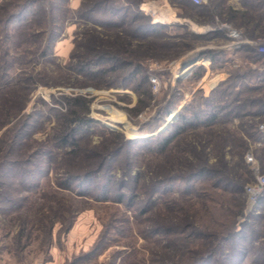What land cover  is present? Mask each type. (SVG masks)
<instances>
[{
  "label": "rangeland",
  "instance_id": "374dc122",
  "mask_svg": "<svg viewBox=\"0 0 264 264\" xmlns=\"http://www.w3.org/2000/svg\"><path fill=\"white\" fill-rule=\"evenodd\" d=\"M3 1L0 0V4ZM92 1L67 0L66 5L74 12L82 3L86 6ZM129 1L152 22L159 23L158 20L166 16L169 23L164 31L167 34L150 40L133 38L126 27L114 30L91 20L85 23L70 12L53 43L50 59L31 58L36 47L34 42L19 40V44L13 45L7 41L2 23L6 12L0 11V71L7 64L2 46L10 48L12 58L23 59L22 63H14L11 77L5 82L6 91L0 93V141L8 138L7 131L19 118L44 109L42 100L52 109L66 111L68 105L63 97L77 95L90 100L92 118L133 140L165 132L171 122L178 120L189 101L194 98L199 105L203 102L201 97L208 98L213 92L219 96L223 91L220 97L227 98L223 101L227 106L225 111L231 110L233 115L239 113L240 116L223 119L212 128L189 129L166 153L137 152V146L122 153L115 174L120 176L124 172L122 164L128 155V159H132V173L140 175L132 206L114 199L98 200L97 189L94 194L81 195L77 190L62 188L59 182L67 165L66 157L60 154L55 169L45 180L36 182V187L28 188L16 182L18 188H10V201L0 199V264H190L189 260L200 252L198 244L206 239L199 235L188 236L194 228L209 235L233 233L237 238L234 242L243 241L240 248L246 247L248 251L242 263L264 264L261 261H264V198L252 204L245 192V185L255 180L257 172L264 174V141L256 130L264 121V61L246 64L245 54L239 52L241 47H229L233 39L224 29L226 24L239 29L248 40L264 39V0H203L197 10L185 8V0ZM41 28L39 26L38 30ZM190 33L205 37L192 39ZM90 45L117 50L129 59L140 61L148 75L150 97L141 103V97L130 87H96L93 85L96 82L90 80L77 83L69 75L68 65L73 55L85 53L86 46ZM210 50L218 51L215 55L219 58L214 60L212 53L207 52ZM200 51H204L203 55L196 56ZM194 56L196 60L183 68V63ZM22 74L36 75L39 82L31 83L32 88L25 91L18 84L23 81ZM151 74L159 79L158 89L150 81ZM231 81L236 86H232ZM248 85L259 87L250 90ZM24 95L27 99L25 103L21 100L25 104L23 109L20 112L16 109L15 114L6 118L1 110L12 107L8 98H24ZM167 101L171 109L163 125L155 132L140 128L157 110L168 105ZM53 126L54 121H46L43 128L34 131L32 138L47 140L54 134ZM101 140V136L95 134L90 144L98 145ZM48 142V146H53L50 139ZM37 147L34 145L28 150L34 151ZM105 148H99L101 153L108 150ZM182 153L194 159L195 155L206 156L208 165L220 168L225 175L197 182L198 187L201 185L198 194L180 191L156 194L155 203L148 210L143 208L155 180L177 171L176 157L180 158ZM249 155L253 157L251 162L247 160ZM7 159L1 142L0 174L6 175H0V195L9 188L3 187L2 181L14 184L18 180L11 181L10 175L20 174L21 170L32 166L21 161L10 167ZM225 176L242 183L244 190L234 192L226 183H219L226 180ZM70 221L72 225L67 229ZM243 233H248V239H242ZM99 240L102 248L97 252ZM234 242L232 247H225L224 253L218 251L219 259L223 254H233ZM260 254L263 258H256Z\"/></svg>",
  "mask_w": 264,
  "mask_h": 264
},
{
  "label": "trees",
  "instance_id": "16d2710c",
  "mask_svg": "<svg viewBox=\"0 0 264 264\" xmlns=\"http://www.w3.org/2000/svg\"><path fill=\"white\" fill-rule=\"evenodd\" d=\"M66 3L67 0H4L3 4H0V11L6 12L5 17H2V23L6 30V40H10L13 45L19 44V40L27 41V43L34 42L36 47L32 50L31 58L33 60L40 58L50 59L48 56L53 52V43L63 30L64 21L70 17V12H72ZM183 4L185 8L191 10H197L201 5L195 4L191 0H185ZM134 8V5L129 0H93L86 6L82 3L80 8L72 13L77 14L85 23L91 20L92 23L108 29L119 30L126 27V32L131 37L142 40L154 39L166 33L164 31L168 27L166 23L152 22L147 14ZM39 26L42 27L41 30H38ZM14 33H17L16 37ZM204 37L190 33V38L192 39ZM42 41H44L43 45L39 46ZM2 50L3 56L7 57V64L0 71V93L6 91L5 82L9 81L11 77V69L14 67V63L17 61L23 62V59L19 61L20 59L18 58H12L9 47L2 46ZM116 51L99 49L92 45L86 46L85 53L78 54L75 57L74 55L72 56L68 65V73L80 84L90 80L96 82V84L93 83L96 87H130L141 97V103H144V99L150 97V83L145 67L137 59H129L120 51ZM240 51L245 54L246 64L264 61V54L260 53L253 45L243 44L239 49ZM207 52L212 53L214 60L219 58L218 55H215L219 53L218 51L210 50ZM203 53L204 51H200L196 56L200 57ZM196 56L191 61L183 63V68L195 61ZM240 77L242 78V75ZM22 78L23 81L20 80L18 84L25 91L30 89L31 83L39 82L36 75L27 74L25 76L22 74ZM97 81L99 82L98 84ZM230 84L236 86L232 81ZM258 87V85H248L250 90H257ZM239 92L238 89L237 93ZM215 93L213 92L208 98L201 97L203 102L199 105L196 104V99L194 98V101H189L182 108L178 120L171 122L165 132H159L152 137L134 140L125 138L122 133L109 129L100 120L92 118L89 115L88 103L90 100L84 96L63 97L68 105L66 111L52 109L42 100L45 106L44 109H36L30 116H26L23 119L19 118L7 131L8 138L0 141V143H3V150H5L9 158L7 163H9L10 167L19 165L21 161L32 165L24 171L21 170L20 174L15 172L10 175L11 181L18 180L14 181V184L2 181V186L9 188L5 189L7 191L0 195V199L1 201H10V188H16V182L21 183L20 186L36 187V182L49 177V173L53 168L55 169V162L60 160L59 155L61 154V156L66 157L65 163L67 165V171L63 175L62 181L59 182L62 188L72 191L77 190L81 195L94 194V190L96 191L97 189L96 197L98 200L114 199L132 206L139 187L140 175L132 173L131 166L133 164L130 161L132 159H128L130 158L128 155H126L127 158L123 160L124 163L122 164L124 165V172L120 176L115 174V166L121 160L120 156L122 153H126V150H130L135 146L139 148L137 152L142 150L166 153L177 139L189 129L199 127L212 128L223 119L240 116L239 113H234L233 115L231 110L225 111L227 106L223 101L224 99L227 100V98L220 97L223 91H220L219 96L215 95ZM25 99H27L25 95L24 98H8L12 107L5 109L4 112L1 110V113L8 118L16 113V109L20 112L25 105ZM14 103H16V106H14ZM167 104L162 109L157 110L156 114L150 119L142 123L140 128H148L151 132L158 130L163 125L165 116L170 113V101H167ZM262 105H264V102ZM222 111H225L224 114H222ZM48 120L54 121V134L43 141L35 137L32 138L34 131L43 128L44 123ZM256 128L258 137L264 141V135L260 132L259 127ZM95 134H99L102 139L98 145L90 144L92 136ZM109 136L113 139L110 140ZM49 139L53 142V146L47 145L49 144ZM34 145L38 146L39 149L37 147L34 151H29L28 149L33 148ZM100 147H106L104 150H108L105 153H101ZM201 155H195V159L193 157L188 158L184 153L180 155V158L176 157L178 163L175 168L177 171L165 178L155 180L152 191L142 207H146L145 209L148 210L155 203L156 194H172L175 191L185 194H198L201 185L198 187L196 185L197 182L208 181L223 174L220 168L210 167L207 163V157ZM184 165L187 166L184 167ZM183 171H187L186 174H182L181 172ZM0 175L4 177L6 173L4 175L1 173ZM225 178L226 180H220L219 183H226V187H231L230 189L234 192L244 190L242 183L226 176ZM17 205V203H14V206ZM71 222L68 224L67 229L72 225ZM192 235H199L206 239L198 244L200 252L197 253L196 258H192V261L189 260L190 264H217L221 261L222 264L226 262L243 264V260L247 257L248 251H246V247L240 248L241 245H239H244L243 241L236 240L234 242L237 238H235L233 233L224 236L221 233L209 235L194 228L188 234V236ZM241 236L243 240L248 239V233H243ZM188 240L191 241V239ZM233 242L235 243L233 254L228 256L223 254L222 259H219L220 252L218 251L222 252L227 246L232 247ZM101 248L102 243L99 240L97 242V252ZM259 257L263 258L261 254L256 258ZM261 261L264 262L263 260ZM257 263L258 261H251L250 264ZM68 264L75 263L69 262ZM173 264L179 263L175 262Z\"/></svg>",
  "mask_w": 264,
  "mask_h": 264
},
{
  "label": "built area",
  "instance_id": "2783aa9c",
  "mask_svg": "<svg viewBox=\"0 0 264 264\" xmlns=\"http://www.w3.org/2000/svg\"><path fill=\"white\" fill-rule=\"evenodd\" d=\"M195 4H202L203 0H191ZM224 29L228 37L233 40L232 44L229 45L232 49H238L243 44L249 43L257 48V50L264 54V39L248 40L242 34L239 29L230 27L229 25H224ZM150 81L156 84V89L159 87V79L155 75L151 74ZM260 132L264 135V121L259 125ZM248 162L253 161L251 155L247 156ZM245 192L248 196L250 203L255 204L264 198V174L257 172L255 180L247 185H245Z\"/></svg>",
  "mask_w": 264,
  "mask_h": 264
},
{
  "label": "bare ground",
  "instance_id": "6f19581e",
  "mask_svg": "<svg viewBox=\"0 0 264 264\" xmlns=\"http://www.w3.org/2000/svg\"><path fill=\"white\" fill-rule=\"evenodd\" d=\"M160 15H161V14H160ZM158 22L169 23V20L167 19L166 16H162L161 19L158 20Z\"/></svg>",
  "mask_w": 264,
  "mask_h": 264
},
{
  "label": "crops",
  "instance_id": "0c3cea01",
  "mask_svg": "<svg viewBox=\"0 0 264 264\" xmlns=\"http://www.w3.org/2000/svg\"><path fill=\"white\" fill-rule=\"evenodd\" d=\"M223 76H225V75L223 74ZM226 76H227V75H226ZM226 76H225V77H226Z\"/></svg>",
  "mask_w": 264,
  "mask_h": 264
},
{
  "label": "water",
  "instance_id": "95a60500",
  "mask_svg": "<svg viewBox=\"0 0 264 264\" xmlns=\"http://www.w3.org/2000/svg\"><path fill=\"white\" fill-rule=\"evenodd\" d=\"M173 118V117H172Z\"/></svg>",
  "mask_w": 264,
  "mask_h": 264
}]
</instances>
